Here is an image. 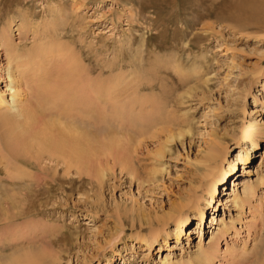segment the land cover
I'll return each mask as SVG.
<instances>
[{
  "label": "rangeland",
  "instance_id": "374dc122",
  "mask_svg": "<svg viewBox=\"0 0 264 264\" xmlns=\"http://www.w3.org/2000/svg\"><path fill=\"white\" fill-rule=\"evenodd\" d=\"M245 1L0 0V30L8 26L5 34L19 50L41 42L49 32L43 25L53 17L51 10L60 7L64 26L59 41L67 43L68 50L108 62L113 50H136L143 35L158 47L150 48L146 62L157 56L169 73L161 78L164 90L156 88L153 95L143 91L148 99L158 96L164 101L160 117L135 134L131 167L120 170L110 158L99 185L91 172L72 187L64 184L70 186L65 192L62 184L51 186L47 175L46 181L40 180L41 186L50 185L47 201L41 198L44 205L30 213L20 207L22 202L12 207L1 201L0 217L23 210L0 219V236L15 238L14 248L18 244L7 253L36 249L41 253L38 264H167L166 254L169 263L194 264L195 255L202 252L206 264H256L264 256V2L251 0L256 11L252 7L255 12L251 8L254 14L249 16ZM23 17L26 26L19 31ZM134 35L133 44L127 45L128 36ZM44 38L42 42L48 40ZM172 57H178L181 66L176 68ZM9 61L0 46V92L6 99ZM212 153L217 160L204 161ZM5 164H0V196L13 199L15 194L19 200L23 185L5 183L11 179L5 174L14 173ZM71 172L68 176L76 177ZM211 172L221 177L209 207ZM244 175L253 184L252 194L241 204L226 201L231 179ZM236 188L241 193L242 187ZM197 201L205 208L204 223L187 235L185 230L196 226L192 204ZM178 207L183 212L174 211ZM212 212L217 220L213 223ZM182 213L188 219L177 239L176 216Z\"/></svg>",
  "mask_w": 264,
  "mask_h": 264
},
{
  "label": "bare ground",
  "instance_id": "6f19581e",
  "mask_svg": "<svg viewBox=\"0 0 264 264\" xmlns=\"http://www.w3.org/2000/svg\"><path fill=\"white\" fill-rule=\"evenodd\" d=\"M250 2L251 0L245 1L247 6L245 10L249 16L254 10L256 11L255 6H252L254 10L250 7ZM260 2L262 3L264 0H260ZM254 5L258 4L254 3ZM237 8L235 7V11H244ZM51 11H53L51 14L53 17H50L48 23L43 25L49 31L48 34L45 33L44 35L48 40L42 42L41 39L44 38L42 35L41 42L38 41L30 47L19 50L13 39L5 34L4 28L8 26L0 30V46L3 47L10 58L6 66L9 80L6 87L8 86L9 98L6 99L2 95V91L0 92V164L5 161V167L9 166L6 170H12V173L14 171L13 174H5V176L11 178L6 180L5 183L23 185V187L21 186L23 193H19L22 197L19 196V200L14 199L15 194L13 199L9 196H0V208L2 207L1 201L5 199L12 207H17L16 204L22 202L23 204L19 203L21 205L19 206L22 208L24 206L25 211L30 213V211L37 209H32L34 206L38 205L41 208L44 205L46 200L44 197H46V193L51 191L49 189L50 185L53 186V184H56L55 182L58 185L62 184L61 189L65 192L68 187H72L71 184L86 180L91 172L95 173L94 178L99 185L105 176L107 165L110 164L111 159L112 166L118 165L120 170H127L131 167L130 162L134 161L133 149L136 148V144L133 146V143L136 140L135 136H137L135 134L142 132V127L150 126V123L158 119L161 114L159 110L164 100L161 103L157 98L158 96L154 99H148L143 93L148 89L150 92L148 95H153L156 88L162 91L166 86V83L163 84L164 79L161 78L163 74L164 77L169 74L167 72L168 68L167 65L164 66L165 63L163 64L160 59L158 60L159 57L156 58L157 56L154 57L155 55H153L154 59L151 61L157 60L158 63L154 62L160 66L148 60L152 65L148 69L145 67L146 64H150L146 62L147 55L150 56L151 53L150 48L157 50L158 47L151 46V41L149 42V39L142 35L138 37L140 40L136 50L132 51L129 48V51L125 49L126 52H124L121 49L120 51L117 50V53L113 50V59L108 62H103L98 57L88 55V53L86 56H83V53L77 54L72 50H68L67 43L59 41L61 36L59 28L63 25V12H61L60 7H56ZM56 14L60 18L56 17ZM228 17L237 19L235 15H228ZM245 18L247 19V17ZM246 19L243 18L242 21L245 23ZM23 20L24 17L19 24V31L26 26ZM247 20L250 23L249 17ZM252 20L254 21V18ZM255 22H257L256 19L254 24ZM135 39V35L133 37L128 36L127 45H132ZM127 53L128 56L133 54L130 59H128L129 57L126 58ZM172 58L171 61L174 60L178 63L176 68L181 66L179 64L182 63L178 57ZM86 59L87 64L84 63ZM194 68L193 66L192 70ZM148 70L150 72H147ZM156 72H158V76L154 74ZM178 73L181 74V71ZM194 73H197V71ZM166 78L168 79V77ZM127 97L130 98L125 100ZM148 107L153 109L152 112L145 110ZM136 109L137 113H135ZM263 133L260 136H263ZM172 137V135L169 136V139ZM156 155L161 156L162 154L157 152ZM248 158L246 162L249 161ZM216 160L217 155L212 153L204 161L212 163ZM2 168L0 167V173L3 172ZM60 170H63L65 175H58ZM72 170L75 171L74 175L76 177L68 176L69 173H73ZM244 170L248 174L247 168H244ZM47 175L50 185L49 187H43L44 185L41 186V182L46 181ZM220 177L221 174L212 173L208 182L210 183L208 193L211 196L207 202L209 207L214 199L216 180L218 181ZM0 181L3 182L1 178ZM231 182L232 188L230 191L227 190L228 196L226 199L228 200L226 201L243 203L248 194H252L253 184L249 182L245 175L241 178L231 179ZM64 184L70 186H64ZM237 185L242 187L239 194L237 192L238 187L235 189ZM41 198L45 200L43 201ZM6 207L8 208V206ZM192 207L197 211L196 226L193 229L191 227L186 229L185 231H188L187 235L198 232L204 223L205 208L200 207L198 201L193 202ZM181 208L178 207L174 211L183 212ZM17 214H6L3 217L7 220ZM187 219V216H183V213L181 216L177 214V239L183 231V221ZM214 221L217 220H215L214 212H212L210 222L213 223ZM156 236L154 235V238ZM8 239L6 237L4 239L3 237L0 238V264H36V262L38 264L39 255L41 254L38 250H27L26 253L22 251L20 252L22 254L16 252L17 255L13 252L16 255L14 256L10 252L13 251L17 240L12 243L13 239L11 241L10 237ZM144 242L148 245L151 244V240L145 239ZM20 246H23L22 243ZM16 248L18 249V244ZM10 249L11 251L7 253ZM262 249L264 250V247ZM201 255H203V252L195 255L197 261L194 260V264H206V259L204 260ZM167 257L168 254L164 257L167 264H173L174 262L169 263L170 260L168 261ZM206 257L208 258V256ZM186 262L188 263V261ZM256 264H264V256Z\"/></svg>",
  "mask_w": 264,
  "mask_h": 264
}]
</instances>
